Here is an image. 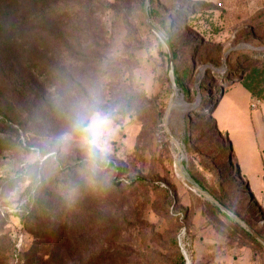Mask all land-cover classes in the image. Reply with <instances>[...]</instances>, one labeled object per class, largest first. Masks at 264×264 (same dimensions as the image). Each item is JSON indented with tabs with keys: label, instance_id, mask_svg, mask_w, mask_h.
<instances>
[{
	"label": "rangeland",
	"instance_id": "obj_1",
	"mask_svg": "<svg viewBox=\"0 0 264 264\" xmlns=\"http://www.w3.org/2000/svg\"><path fill=\"white\" fill-rule=\"evenodd\" d=\"M145 2L22 0L24 30L3 40L0 27V120L18 129L0 132L14 142L0 153V264H264L249 253L264 246L178 175L164 126L173 74L184 170L264 236V107L224 94L212 113L242 77L264 89V0H148L171 70ZM93 115L107 121L95 148L77 127ZM215 115L253 201L218 156Z\"/></svg>",
	"mask_w": 264,
	"mask_h": 264
},
{
	"label": "trees",
	"instance_id": "obj_2",
	"mask_svg": "<svg viewBox=\"0 0 264 264\" xmlns=\"http://www.w3.org/2000/svg\"><path fill=\"white\" fill-rule=\"evenodd\" d=\"M21 6H22V0H0V21L2 24V26H0V27H1L2 32H4V36L6 37V38L2 37L3 40H5L7 38H9L11 40L10 37H12V39H14L16 37L15 33L24 30V26L28 22V19L25 20L23 17H21V18L14 17L13 18L15 12H18L21 9ZM35 11L37 13V9ZM2 39H0V42L3 41ZM241 80L243 82V85L251 91L252 95L255 98H264V89L255 90V87L247 80L246 77H244V78L242 77ZM223 88H224V93H225V91L229 87H227V88L223 87ZM223 95H221V90H220L217 100H214L215 106L213 108L212 113L214 112L215 108L217 107V105H218V103H219V101ZM212 117H213L214 128L218 132V134L221 136L223 134V132L219 130L214 116H212ZM190 118L193 121L195 117L192 114L190 116ZM7 129H10L12 132L18 131V129H14L11 125H7V124L5 125L0 120V132H5V131H7ZM226 140H227V138L225 136V144H226ZM225 144H223L219 147L218 156L219 157H226L230 164H232V165L235 164V166H236L235 168H236V172H237V181L241 182L242 185H244L246 187V190H248L247 195L250 198V200L253 201L254 194L250 188V185L247 184V182L243 179L241 172L238 169V165H237L235 158H234L233 149H231V150L228 149L227 156L223 152V149L225 148ZM13 146H14V142H13V144L10 145L9 143L3 141V139H0V153H2L6 149L12 148ZM38 193H41L40 190H38ZM218 199L221 200L220 198H218ZM221 202H223L225 205H227L229 208H231L233 211H235L230 205H228L224 201L221 200ZM32 212L33 213L37 212L36 208L32 209ZM236 213L238 214V212H236ZM247 222L251 226H254L251 221L247 220ZM257 231L259 233H262L261 230H259V229H257ZM254 240L257 242L256 239H254ZM258 245L261 246L260 244H258ZM47 255H48V258H50L52 254L49 253ZM33 259L34 258L30 257V255L26 254V258H25L23 264H34ZM47 259L42 260L40 257H38L37 260H41V262H47Z\"/></svg>",
	"mask_w": 264,
	"mask_h": 264
},
{
	"label": "water",
	"instance_id": "obj_3",
	"mask_svg": "<svg viewBox=\"0 0 264 264\" xmlns=\"http://www.w3.org/2000/svg\"><path fill=\"white\" fill-rule=\"evenodd\" d=\"M144 13H145V19L147 24L149 25V27L155 31L165 42V44L168 46L169 48V61H170V70L173 68V58H174V51L172 46L170 45V43L168 42V40H166L163 35L161 34V32L157 29V27L153 24L152 20H151V16L149 14V10H148V0H146L145 2V6H144ZM172 79V86H173V95L172 98L170 100L169 106L167 108L166 114H165V118H164V126H165V130L169 136V138L171 139V141L177 146V150H176V156H175V166H176V170L178 175L182 178H185L186 180V185L194 190L195 192H197L198 194H200L201 196L207 198L208 200H210L213 204H215L216 206H218L226 215H228L230 218H232L234 221H236L240 226H242L243 228H245L248 232L251 233V235L258 241L260 242L263 246H264V236H262L260 233H258L249 223H247L239 214H237L235 211H233L231 208H229L227 205H225L223 202H221L214 194H212L209 190H207L206 188L200 186L199 184H197L196 182H194L193 180H191L186 171L183 168V164H182V159L181 156L184 154L183 148L181 147L179 141L171 134L170 129H169V120H170V116L172 114V110L174 108L175 105V99L177 97L178 94V88L176 86L173 74L171 76ZM224 94V88H222L221 90V95ZM231 144L229 147V150H231Z\"/></svg>",
	"mask_w": 264,
	"mask_h": 264
},
{
	"label": "crops",
	"instance_id": "obj_4",
	"mask_svg": "<svg viewBox=\"0 0 264 264\" xmlns=\"http://www.w3.org/2000/svg\"><path fill=\"white\" fill-rule=\"evenodd\" d=\"M236 86H239V87H242V88H238V90H235V91H232V90H229L231 87H236ZM239 92H240V95H242L240 98H239V96H238V94H239ZM224 94H226V95H228L232 100H234L235 102H241L242 100L244 101V103H245V105H250V108L251 109H255V108H252L251 107V104H252V102H253V100H256L259 104H261L263 107H264V98H255L253 95H252V93H251V91L249 90V89H247L244 85H242L241 83H237V84H234V85H232V86H230L226 91H225V93ZM224 96L225 95H223L222 96V98L220 99V101H219V103H218V105L221 103V101L223 100V98H224ZM218 105H217V107H218ZM216 107V108H217ZM216 108H215V110H216ZM214 110V111H215ZM213 115H214V113H213ZM214 118H215V120H216V122H217V126H218V128H219V130L220 131H222L223 132V134L226 136V138H227V140H226V144L228 143L229 144V146H230V144H231V148L233 147V144L231 143V141H230V139H231V133H230V128L227 126V127H224L223 125H221V123H220V119L215 115L214 116ZM227 130V131H226ZM233 149V151H234V158H235V161H236V163H237V165H238V169H239V171L241 172V175H242V177H243V179L247 182V184H249L250 185V188H251V190H252V187H251V180H250V178L248 177V175L243 171V167H242V163L240 162V160H239V158H238V155H237V152H236V150H235V148L233 147L232 148ZM263 150H264V147L262 148ZM261 170L259 169V171L257 170V172H261V173H263V176H264V162H262V164H261ZM252 192H253V190H252ZM253 194H254V192H253ZM255 195V194H254ZM255 248V247H254ZM251 255L252 254H255V256H257L258 258H261V259H264V252H262V251H257V250H250V252H249Z\"/></svg>",
	"mask_w": 264,
	"mask_h": 264
},
{
	"label": "clouds",
	"instance_id": "obj_5",
	"mask_svg": "<svg viewBox=\"0 0 264 264\" xmlns=\"http://www.w3.org/2000/svg\"><path fill=\"white\" fill-rule=\"evenodd\" d=\"M106 119L99 115L86 116L78 121L77 127L83 133L85 143L95 148L99 146L101 137L104 134Z\"/></svg>",
	"mask_w": 264,
	"mask_h": 264
},
{
	"label": "bare ground",
	"instance_id": "obj_6",
	"mask_svg": "<svg viewBox=\"0 0 264 264\" xmlns=\"http://www.w3.org/2000/svg\"><path fill=\"white\" fill-rule=\"evenodd\" d=\"M181 104H183V99H182L181 97H177V98L175 99V105H174V107H178V106H180ZM176 148H177V147H176ZM182 179H183L184 182L186 183L185 178L182 177Z\"/></svg>",
	"mask_w": 264,
	"mask_h": 264
},
{
	"label": "built area",
	"instance_id": "obj_7",
	"mask_svg": "<svg viewBox=\"0 0 264 264\" xmlns=\"http://www.w3.org/2000/svg\"><path fill=\"white\" fill-rule=\"evenodd\" d=\"M251 107L255 108L256 107V102H252Z\"/></svg>",
	"mask_w": 264,
	"mask_h": 264
}]
</instances>
